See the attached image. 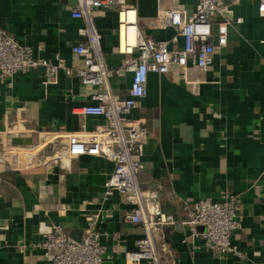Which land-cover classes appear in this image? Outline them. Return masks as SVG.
<instances>
[{
    "label": "crops",
    "instance_id": "crops-1",
    "mask_svg": "<svg viewBox=\"0 0 264 264\" xmlns=\"http://www.w3.org/2000/svg\"><path fill=\"white\" fill-rule=\"evenodd\" d=\"M126 1L137 9L140 30L155 40L177 36L163 27L160 10L179 7L190 13L195 7V0ZM227 4L233 19L228 45L217 50L213 65L205 71L190 66L185 78L151 72L147 95L131 114L148 131L140 182L159 191L161 208L178 221L165 231L177 264H264V17L258 0ZM75 6L76 0H0V26L35 58L54 64L61 59L74 70L82 59L72 48L86 43L78 33L86 22L72 16ZM92 17L107 66H120L129 56L118 49L117 10L96 9ZM177 37L172 48L183 46ZM131 79V73L112 76L113 92L126 97ZM89 91L63 69L54 79L40 67L17 74L12 87L0 81V152L35 148L51 132L105 124L103 117L76 112L91 103ZM33 161L19 172L0 167V264H50L38 246L45 239L40 223L61 224L78 241L86 215L98 211L105 216L98 229L107 246L106 264H132L126 253L136 248L143 229L125 220L131 206L120 195L104 200L114 164L91 155L74 158L67 170L43 158ZM223 191L239 200L243 230L233 234L232 243L245 258L218 255L201 240L194 248L180 223L187 202L219 198Z\"/></svg>",
    "mask_w": 264,
    "mask_h": 264
},
{
    "label": "built area",
    "instance_id": "built-area-1",
    "mask_svg": "<svg viewBox=\"0 0 264 264\" xmlns=\"http://www.w3.org/2000/svg\"><path fill=\"white\" fill-rule=\"evenodd\" d=\"M239 1L242 0H229L230 3ZM228 7L225 0H195L194 10L190 13L179 7L160 10L163 27L176 30L177 36L184 40L182 47L172 48L171 44L177 43L178 37L155 40L145 35L138 26L137 9L126 0H76L72 16L85 20V26L79 28L78 33L86 38V43L72 48L73 53L82 59V65L74 70L61 59L54 64L35 58L29 46L0 26L1 82L12 87L17 74H27L40 67H44L46 76L53 79L59 69L69 74L74 72L80 83L90 88L87 96L91 101L76 112L105 119V124L90 131L51 132L32 149H3L0 167L19 172L33 167L34 158H43L47 164L67 170L74 158L104 156L114 164L113 172L104 185V200L120 195L121 201L131 206L125 220L143 229L136 240V248L126 253L127 261L132 264H177L165 231L167 226L178 221L161 208L159 191L144 187L140 182L148 131L140 121L131 118V114L147 95L151 72H177L185 78L190 66L205 71L213 65L217 50L228 45V28L233 21ZM96 9L117 10L118 49L129 56L118 67L110 68L106 64L102 35L92 17ZM257 10L264 17V0H258ZM130 11L136 12L134 44L129 42ZM124 73H131L132 79L127 96L122 98L113 92L110 78ZM239 208L237 195L223 191L219 198L187 202L184 206L186 218L180 223L189 230L194 248L201 240L218 255L236 254L245 258V254L232 243L233 234L243 230L244 218ZM104 217L102 211L87 214L83 235L78 241L72 239L61 224L42 222L39 229L45 239L38 246L45 250L50 264H106L107 246L102 243V233L98 229ZM114 237L119 236L114 234Z\"/></svg>",
    "mask_w": 264,
    "mask_h": 264
},
{
    "label": "bare ground",
    "instance_id": "bare-ground-1",
    "mask_svg": "<svg viewBox=\"0 0 264 264\" xmlns=\"http://www.w3.org/2000/svg\"><path fill=\"white\" fill-rule=\"evenodd\" d=\"M128 19H129V22L131 23L129 28H128V33H129V42L131 44H134L135 43V37H136V33H135V26H134V23L136 21V12L135 11H130L128 13Z\"/></svg>",
    "mask_w": 264,
    "mask_h": 264
},
{
    "label": "water",
    "instance_id": "water-1",
    "mask_svg": "<svg viewBox=\"0 0 264 264\" xmlns=\"http://www.w3.org/2000/svg\"><path fill=\"white\" fill-rule=\"evenodd\" d=\"M225 1H226V3H230L229 0H225ZM141 176H142V174H140V177H141ZM167 234H168V233H167ZM167 234H166V235H167Z\"/></svg>",
    "mask_w": 264,
    "mask_h": 264
}]
</instances>
